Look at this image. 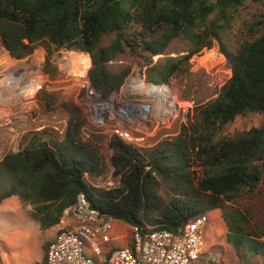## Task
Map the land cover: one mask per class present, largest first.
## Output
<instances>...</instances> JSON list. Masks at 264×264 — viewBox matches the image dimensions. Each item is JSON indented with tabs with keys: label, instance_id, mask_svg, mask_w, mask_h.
Returning a JSON list of instances; mask_svg holds the SVG:
<instances>
[{
	"label": "trees",
	"instance_id": "obj_1",
	"mask_svg": "<svg viewBox=\"0 0 264 264\" xmlns=\"http://www.w3.org/2000/svg\"><path fill=\"white\" fill-rule=\"evenodd\" d=\"M246 0H0V44L21 61L41 45L45 73L53 78L52 58L61 50L86 53L93 89L103 98L119 92L131 68L118 74L110 62L126 48L147 61V83L168 84L190 73V59L219 40L218 23L228 25L231 12ZM214 16L213 20L210 17ZM139 26L141 31H133ZM115 39L101 45L106 35ZM182 38L190 48L182 57L164 55ZM222 53L231 77L219 95L188 110L180 133L151 148L110 141L111 163L118 185L111 189L92 183L104 174L100 146L82 140L85 117L76 106L63 136L37 132L29 143L0 161V174L11 178L0 193V204L11 197L33 206L31 219L41 230L61 224L65 210L80 194L102 217L121 221L140 232L177 233L197 215L221 210L227 242L237 253L264 258V220L257 217L264 186V124L235 137H220L236 117L264 115V33L243 43L236 53ZM40 97V93H39ZM56 101H52L54 103ZM50 105L49 103H46ZM27 138V137H26ZM49 243L44 245L46 254Z\"/></svg>",
	"mask_w": 264,
	"mask_h": 264
},
{
	"label": "rangeland",
	"instance_id": "obj_2",
	"mask_svg": "<svg viewBox=\"0 0 264 264\" xmlns=\"http://www.w3.org/2000/svg\"><path fill=\"white\" fill-rule=\"evenodd\" d=\"M231 17L232 20L228 25H225L223 21L218 23L221 27L217 29L219 40L214 42L213 48L204 49L190 59V73L174 76L166 84L177 99V112L180 108L185 107L189 110L193 106L206 104L218 97L222 87L231 77V69L222 49L224 47L230 53H236L243 43L252 42L264 33V0H246L242 7L231 12ZM213 19L214 16H211L210 20ZM133 31L139 33L141 28L134 26ZM114 39L115 35H106L101 45L106 47ZM189 48V42L176 38L164 55L154 58L153 64L163 63L167 57H182L187 54ZM78 55H86L81 56L85 58L81 60L83 66L76 65L74 69L71 68L72 70L66 68L65 64L69 59L71 64L78 63ZM0 56L15 59L2 49L1 44ZM143 56L134 55L127 47L125 53L118 55L114 61L109 63L108 69L118 74L126 68H131V75L126 79V83L135 76L143 78L148 67ZM86 57L90 62L86 60ZM18 61H21L19 69L14 71L13 74L16 75L12 77H17L16 80H20L19 83H25V87L33 84L30 77L33 72H29L32 68L36 72L40 71L42 80L41 84L37 85L36 95L34 89L32 99L20 94L22 87L17 90L16 94L11 91L12 103L7 108H3L5 112L0 115V161L5 156L17 153L25 147L29 139L37 132L63 136L70 119L67 107L76 106L82 110L85 117L82 140L94 142L100 146V153L105 164L104 174L94 182L99 187L111 189L118 185L111 163L113 151L110 148V141L114 137L112 136L113 129H125L134 136L143 135L141 128L148 134L151 131L154 135L148 136L145 144L153 146L166 138L178 135L185 126L186 122L181 117L165 126L154 122L142 127L130 125L118 116L120 105L113 95L109 97L113 100L101 105L109 109L99 112L96 118L98 124H93L91 118L95 113L92 111L91 100L86 91L80 87V79L85 73H89L92 67L91 58L86 53L66 50L56 52L52 58L53 68H55L53 78H49L45 73L46 53L41 45L36 47L31 56ZM87 69L88 72H86ZM17 88L18 86H15L13 90ZM104 100V98L101 99L102 102ZM52 101L56 102L51 103ZM112 106L114 117L109 113ZM263 124V114L241 115L225 127L220 137H235L259 128ZM10 185L11 178L5 173L0 174V193L7 191ZM262 188L261 197L256 205L258 206L257 217L264 220V186ZM32 210L33 206L21 201L18 197H11L0 204V264H43L44 245L55 238L59 228L66 226L60 224L59 227L56 226L46 231L41 230L39 223L31 219ZM207 216L208 222L204 228L205 249L195 264H264L262 256L252 255L248 251L245 252L246 256H243L244 254L237 253L234 247L227 242L228 228L222 218L221 210L212 211ZM114 234L119 237L118 240L104 245V251L132 245L133 231L124 222L115 223Z\"/></svg>",
	"mask_w": 264,
	"mask_h": 264
},
{
	"label": "built area",
	"instance_id": "obj_3",
	"mask_svg": "<svg viewBox=\"0 0 264 264\" xmlns=\"http://www.w3.org/2000/svg\"><path fill=\"white\" fill-rule=\"evenodd\" d=\"M80 81V87L88 94L95 113L91 118L93 124H98L99 112L109 109L101 105L113 98L120 105L118 116L133 126L142 127L153 122L165 126L178 117L187 121L188 110L183 107L177 112V99L165 84L147 83L144 77L135 76L130 82H125L119 93L114 92L118 94H111L113 98L109 96L102 102L103 97L93 89L88 73ZM109 113L114 117L113 106ZM140 130L143 135L134 136L125 129L115 128L112 136L139 148L153 147L145 144V140L154 133L149 131L148 134L143 128ZM143 144L145 146L142 147ZM116 222L102 217L90 206L86 196L80 194L76 203L65 210L61 224L66 226L49 242L45 264H195L204 253L207 214L195 216L177 233L168 230L140 232L137 227H131V246L104 251V245L119 238L114 234Z\"/></svg>",
	"mask_w": 264,
	"mask_h": 264
},
{
	"label": "bare ground",
	"instance_id": "obj_4",
	"mask_svg": "<svg viewBox=\"0 0 264 264\" xmlns=\"http://www.w3.org/2000/svg\"><path fill=\"white\" fill-rule=\"evenodd\" d=\"M71 56H69V58ZM78 56L79 57L77 58L78 59L77 64H71V60L69 59L67 61V63L65 64V67L70 68V69L71 68L74 69V67L76 65L77 66H83L81 63V60L82 59L85 60V58H82L81 56H86V55H78ZM86 60H88L87 57H86ZM0 66H1V69H0V74H1L0 75V115H3V113L5 112V110L3 108H7V106L12 103L13 96L12 97L10 96L11 91H14L16 94V93H18L17 90H19V88L22 87V90H20L22 93H20V94H22V96L26 95L29 97V99H32L34 97V94H33L34 89H35V95H36L37 85L41 84L42 74L39 73L40 71L39 72L34 71L33 70L34 68L30 69L29 72L30 73L33 72V74L30 76L33 84L26 85V87H25V83L21 84V83H19L20 80H16L17 77L16 78L12 77L13 75H16L13 73L15 70H17V68L19 69L20 63H16V62L12 61L8 56L7 57H5V56L1 57L0 56ZM26 67H28V66H26ZM5 73L7 75H4ZM8 73H10V74L8 75ZM85 76H86V73L82 78H84ZM77 78L80 79V77H77ZM15 86H18V88L13 90V88Z\"/></svg>",
	"mask_w": 264,
	"mask_h": 264
},
{
	"label": "crops",
	"instance_id": "obj_5",
	"mask_svg": "<svg viewBox=\"0 0 264 264\" xmlns=\"http://www.w3.org/2000/svg\"><path fill=\"white\" fill-rule=\"evenodd\" d=\"M9 199H10V198H9ZM6 200H7V199H6ZM58 227H59V226H58ZM64 227H65V226H64ZM64 227H63V228H64ZM60 229H62V228H59V230H60ZM59 230H58V231H59Z\"/></svg>",
	"mask_w": 264,
	"mask_h": 264
},
{
	"label": "clouds",
	"instance_id": "obj_6",
	"mask_svg": "<svg viewBox=\"0 0 264 264\" xmlns=\"http://www.w3.org/2000/svg\"><path fill=\"white\" fill-rule=\"evenodd\" d=\"M117 222H121V221H117Z\"/></svg>",
	"mask_w": 264,
	"mask_h": 264
}]
</instances>
